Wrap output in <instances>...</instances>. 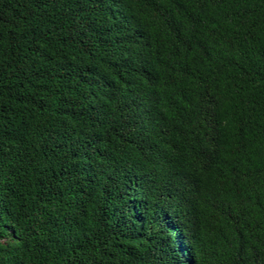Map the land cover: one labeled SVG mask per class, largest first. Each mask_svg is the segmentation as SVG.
Wrapping results in <instances>:
<instances>
[{"label": "trees", "instance_id": "trees-1", "mask_svg": "<svg viewBox=\"0 0 264 264\" xmlns=\"http://www.w3.org/2000/svg\"><path fill=\"white\" fill-rule=\"evenodd\" d=\"M0 264H264V0H0Z\"/></svg>", "mask_w": 264, "mask_h": 264}]
</instances>
